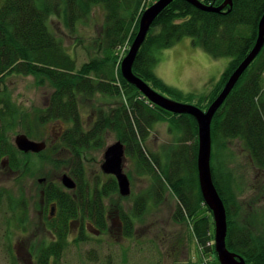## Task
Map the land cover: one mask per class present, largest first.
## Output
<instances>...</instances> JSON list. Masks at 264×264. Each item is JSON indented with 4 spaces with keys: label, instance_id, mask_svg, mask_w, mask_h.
Listing matches in <instances>:
<instances>
[{
    "label": "trees",
    "instance_id": "trees-1",
    "mask_svg": "<svg viewBox=\"0 0 264 264\" xmlns=\"http://www.w3.org/2000/svg\"><path fill=\"white\" fill-rule=\"evenodd\" d=\"M201 1L214 6L224 2ZM143 3V0H4L0 5V165L14 172L17 184V189H0V212L26 224L30 199L24 184L28 177L35 176L28 168L30 163L34 164L29 159H34L40 167L45 165L56 144L52 143L51 147L46 141L45 151L26 154L16 147L11 135L16 132L19 135L20 130L32 140H43V126L69 125L59 131L58 140L72 154L70 174L77 182V189L70 191L59 183H45L42 201L50 207V216L52 208H56L50 229L56 231L58 242L40 250L41 264H60L69 244L71 221L92 219L99 230L106 229L105 201L119 192V186L115 179L101 187L100 182L91 185L85 155L101 149L111 131L118 134L127 156L136 159L140 166L138 173L152 178L150 197L159 203L163 189H169L178 199L174 220L180 224L193 222L198 247L205 255L218 259L215 247L209 246L215 239L213 214L205 204L199 185L198 123L193 116L173 114L151 103L123 77L116 55L123 47L131 48L141 17L148 9ZM96 9L104 13L101 35L93 45L96 55L79 67L65 45L64 36L79 40V27L89 22ZM263 14L264 0H234L233 7H227L223 13L207 12L182 0L174 1L155 21L133 72L168 98L193 103L198 97L197 107L209 108L254 48ZM56 23L62 25L65 34L54 30ZM187 37L213 57L231 59L209 97L186 96L156 74L160 53ZM12 75L48 81L54 90L46 108L25 112L13 102L5 84ZM98 95L116 100L119 105L107 111L99 109L95 122L89 125L83 119L82 106ZM157 123H168L170 131L181 135L172 155L170 147L165 148L162 156L145 147ZM212 139L213 179L227 210L228 249L243 257L246 264H264V226L260 222L263 217L245 216L243 203L238 199V195L245 194L243 178L236 181L231 175H223L218 168L223 161L214 155L216 144L225 150L224 142L240 140L254 166L264 175V48L216 114ZM255 187L258 186L253 184L252 190ZM145 200L142 198L139 202L142 209ZM203 208L209 217L201 216ZM121 215L130 236L132 220L124 213ZM85 240L81 235L80 241Z\"/></svg>",
    "mask_w": 264,
    "mask_h": 264
},
{
    "label": "rangeland",
    "instance_id": "rangeland-1",
    "mask_svg": "<svg viewBox=\"0 0 264 264\" xmlns=\"http://www.w3.org/2000/svg\"><path fill=\"white\" fill-rule=\"evenodd\" d=\"M3 1L0 0V5ZM143 2L144 7L150 8L157 1L143 0ZM103 25L104 13L96 9L89 22L79 27V40L64 36L65 45L71 55L77 59L79 67L96 55L93 45L95 39L101 35ZM54 30L60 35L65 34L62 25L57 23L54 24ZM153 31L155 33L157 30ZM129 51L130 49L123 47L116 54L120 64ZM230 61V58L213 57L203 48L194 45L192 39L187 37L160 53L156 74L167 85L179 89L186 96L195 94L199 97H209ZM5 84L13 102L19 104L25 112H31L35 108H46L49 95L54 90L48 81H41L33 76L12 75L6 79ZM170 98L179 100L175 97ZM196 98L193 103L180 100L178 102L198 106L196 104L198 97ZM118 103L116 100L98 95L95 100L82 106L85 123L92 125L99 109L107 111L117 107ZM207 109L202 108L204 111ZM65 127L69 128V125ZM65 127L64 124L59 123L48 124L41 129L43 140L49 141L50 146L52 143L56 144L49 153L51 156L49 162L46 161L45 165L42 164L40 167L36 165L34 159H29L34 164L30 163L28 168L35 176L28 177L24 184L25 192L30 199L29 218L26 224L16 222L11 214L0 212V264H36L35 258L39 249L55 240L54 234L46 227V217L50 207L44 206L42 192L46 182L61 184L64 174L72 176L70 174L73 164L72 154L58 140L59 131ZM19 133L22 134L20 130ZM17 135V132L11 135L13 142ZM178 138H181V135L175 130L170 131L168 123H157L150 132L145 147L157 156H162L165 148L170 147L169 151L172 155L178 146ZM118 141H120L118 134L111 131L106 135L101 149L85 155V168L91 185L100 182L101 187L107 185L111 179H115L102 171V165L105 151ZM223 144L225 150H221L217 144L214 147L215 158L223 161L221 167L218 164V168L222 170L223 175H231L236 181L243 178L245 194L242 197L238 195V199L243 203L245 216L252 218L261 215L263 218L260 222L264 226V175L262 177V172L254 166L240 140ZM137 164L135 158L125 154L123 167L131 180V194L123 197L117 192L105 201V230L97 231L92 219L80 218L71 221V235L67 238L69 244L60 264H220L219 259L209 254L205 255L202 248L198 247L193 233V222L180 224L174 220L178 199L169 189H163L159 203L157 199L150 197L148 190L152 188V178L145 173L141 176L138 173L140 166ZM44 178L46 182L40 183L39 180ZM253 184L258 187L252 190ZM16 187L14 172L0 165V189L13 190L17 189ZM259 197H262L261 201L258 200ZM142 198L147 200V203L146 200L144 201L143 209L141 208L143 205L139 204ZM123 213L133 223L130 236H127L121 215ZM201 216L209 217L207 209H202ZM83 225L88 229L84 236L87 237L85 241H80Z\"/></svg>",
    "mask_w": 264,
    "mask_h": 264
},
{
    "label": "water",
    "instance_id": "water-1",
    "mask_svg": "<svg viewBox=\"0 0 264 264\" xmlns=\"http://www.w3.org/2000/svg\"><path fill=\"white\" fill-rule=\"evenodd\" d=\"M174 1L177 0H159L143 13L140 20L138 34L131 45L128 55L121 63L122 75L128 83L138 88V90L154 105L167 112L177 115H190L196 119L199 129L197 160L199 185L205 204L210 209L214 217L215 245L219 262L220 264H246L243 257L230 251L227 246V210L225 203L215 185L211 164L213 155L212 124L218 111L224 105L242 76L257 59L264 48V14L259 23L258 38L254 48L230 76L220 95L211 104V106L204 111L195 105L181 103L160 94L133 72V67L138 54L145 43L152 26L159 15ZM182 1H186L198 9L213 13H223L227 7L232 8L234 3V0H224L223 4L220 6H210L203 3L201 0ZM15 145L21 152L26 154H38L45 151L47 148L46 142L32 140L25 134H19L16 137ZM125 154V145L121 141H118L108 147L105 151L102 171L106 175L114 176L118 182L120 194L123 197H128L131 194V181L128 175L124 172L123 166ZM45 181V179L39 180L40 183H44ZM61 182L63 186L69 190H75L77 188V183L67 174L62 176ZM55 214L56 209L54 206L52 208V216Z\"/></svg>",
    "mask_w": 264,
    "mask_h": 264
},
{
    "label": "flooded vegetation",
    "instance_id": "flooded-vegetation-1",
    "mask_svg": "<svg viewBox=\"0 0 264 264\" xmlns=\"http://www.w3.org/2000/svg\"><path fill=\"white\" fill-rule=\"evenodd\" d=\"M45 179V178H44ZM75 181V180H74ZM46 182V181H45ZM76 182V181H75ZM77 183V182H76ZM55 216H56V214L54 215V216H50L49 214L47 215V217H46V227H47V229L49 230V231H51V233H53L54 234V238H55V240H53L51 243H48V244H46V246H43L41 249H39V251H38V254L36 255V260H35V262H36V264H41V260L43 259V257L40 255L41 253H40V250H42V251H44V249L46 248V247H49L51 244H55V243H57L58 242V237H57V234H56V231L55 230H51L50 229V227L52 226L51 224H54L53 222V218H55ZM84 226V229L82 230L81 229V235H83V236H85V232L86 231H88V229L85 227V225H83ZM86 228V229H85ZM97 228V227H96ZM95 228V229H96ZM97 231H103V230H99L98 228L96 229ZM70 235H71V233H70ZM80 235V236H81ZM87 237V236H86Z\"/></svg>",
    "mask_w": 264,
    "mask_h": 264
}]
</instances>
